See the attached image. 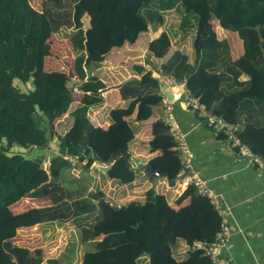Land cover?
Here are the masks:
<instances>
[{
    "label": "trees",
    "instance_id": "16d2710c",
    "mask_svg": "<svg viewBox=\"0 0 264 264\" xmlns=\"http://www.w3.org/2000/svg\"><path fill=\"white\" fill-rule=\"evenodd\" d=\"M41 1L38 8L31 0H0V144L6 142L0 145V264H72L79 245L94 246L84 249L79 264H142L144 257L147 264H213L204 247L215 241L222 219L195 186L173 202L150 188L143 202L117 206L102 191L89 190L88 173L98 163L120 185L137 179L130 154L137 122L150 123L149 151L162 152L148 161L152 172L171 181L184 177L170 129L154 113L163 105L161 77L185 84L209 115L238 127L235 136L264 161V0ZM171 10L180 18L178 33L193 34L194 59L171 52L164 30L149 41L144 63L132 66L134 76L107 88L94 71L113 50L163 26ZM214 23L237 36L241 55L235 56L229 38L218 36ZM65 29L73 54L69 72L47 64L51 39ZM15 79L31 81L34 89L21 91ZM112 90L127 104L111 107L108 127L96 126L90 111L108 103ZM77 91L83 96L69 112ZM66 114L70 123L57 128ZM216 137L227 138L223 132ZM53 140L57 154L49 162L9 154L14 146L49 150ZM54 223L77 235L64 256L61 240L46 242L40 229ZM22 234L39 245L14 243ZM179 241L188 246L183 260L173 254Z\"/></svg>",
    "mask_w": 264,
    "mask_h": 264
},
{
    "label": "crops",
    "instance_id": "0c3cea01",
    "mask_svg": "<svg viewBox=\"0 0 264 264\" xmlns=\"http://www.w3.org/2000/svg\"><path fill=\"white\" fill-rule=\"evenodd\" d=\"M88 27L89 22L86 24V28ZM162 27L164 28V26L150 28L148 32L142 34L147 33L143 40L140 39L141 36L136 43L126 44L113 50L100 67L94 71V74L106 84L107 88L116 87L123 81L132 78L134 76L132 66L144 63L148 55L149 41L157 38L164 30L167 31L165 28L161 31ZM216 31L219 36L221 33L227 37L225 36L228 34L227 31L220 26ZM178 35L177 45L173 46L172 52L176 50L186 52L192 61L194 59L192 40L191 43H185L183 36ZM231 35L235 34L231 33ZM170 38L173 41L172 34ZM237 41H239L238 38ZM242 53L240 41V49L236 47L235 56ZM164 79L169 78L161 77L160 79L161 93L164 97L163 105L155 107V116L157 118L164 117L167 107H171L172 115L194 154V166L198 175L205 181L207 187L219 196L226 211L230 235L225 246L220 250L221 264H264V172L247 157L239 154L225 133L227 136L225 139L216 137V132L209 126L208 113L203 108L194 109L186 104V89L184 87L181 85L170 86ZM242 80H248V78L244 76ZM82 96L83 94L77 91V101L72 103L69 112L78 106ZM108 100V103L90 111V119L96 126L108 127L111 122L109 116L111 107L127 104L126 101L120 100L119 94L115 90L110 91ZM68 116L69 114H66L58 119L57 128L62 129L67 123H70ZM62 122L66 123L63 127ZM132 128L135 138L130 144V154L131 163L138 170L137 179L133 183L120 185L107 177L106 165L97 163L90 168L88 173L90 176L89 190L102 191L105 198L117 206L131 201L143 202L144 194L150 188L165 194L169 202L175 201L186 189L184 178L171 183L166 178H148L146 171H142L144 165L162 152L160 150L154 153L149 151L148 143L153 138L150 133V123L132 122ZM55 226L59 227L60 225L58 223L47 227L42 225L40 229L43 230L44 235L46 228ZM61 227L63 230L67 228L64 225ZM72 230L74 229L72 228ZM187 251L188 246L183 241H179L173 247V254L177 260H183ZM80 258L81 256L74 263L79 264ZM147 262L148 258L144 257L142 264H147Z\"/></svg>",
    "mask_w": 264,
    "mask_h": 264
},
{
    "label": "rangeland",
    "instance_id": "374dc122",
    "mask_svg": "<svg viewBox=\"0 0 264 264\" xmlns=\"http://www.w3.org/2000/svg\"><path fill=\"white\" fill-rule=\"evenodd\" d=\"M32 4H34L35 6H37L38 8H40V4L42 3L41 0H31ZM65 11L67 13H71L72 11V6L68 5L65 8ZM165 14V21H164V28L167 29V31L170 33V35L172 34L173 36V41H172V48H171V52L174 50L175 45H177L178 42V38L179 35L177 36V34H180L183 36V39H185V43H191L192 40V35L191 37H187L186 35H183L182 33H178V27H179V23H180V18L179 16L176 14L175 11L171 10V11H167L164 13ZM89 19L84 18L83 22L84 25L86 26V24H88ZM214 27L215 29H219V26L217 23H214ZM164 28H161V31L164 30ZM70 30L65 29L59 32V34L56 35V37L51 39V55L48 58L49 60L47 61L48 66H50L52 69L57 70V71H64V72H69L71 70V64H72V60H73V54L70 51L67 43H66V38L67 36H69L68 34ZM142 36V37H141ZM140 39L143 40L144 38H146L147 33L145 35H141ZM177 36V37H176ZM219 36V35H218ZM225 36H227V38L230 39V41L232 42V44L234 46H236L237 43V48L240 49V41H237V37L235 35H231V33L226 34ZM220 37L223 38L224 35H221L220 33ZM148 57V55L146 56V58ZM47 71L50 70V68L47 67L46 69ZM14 85L18 88L21 89V91L23 92H28L34 89V86L32 84V82H27V83H23L22 81L15 79L14 80ZM71 87V84H69ZM41 114V113H39ZM62 127L63 125H65L66 123L62 122ZM4 143L0 144V145H6L5 140H3ZM57 145L58 142L57 140H53L51 142V147L52 149L48 150H42V149H38V148H32V149H25L19 146H14L9 150V154H21L23 156H25L28 159H41L42 157L44 158V160L46 162H49L50 158H52L53 156H55L57 154ZM48 151V152H47ZM56 151V153H54ZM47 152V153H46ZM46 164V163H45ZM48 165V164H46ZM72 176V175H71ZM73 177V176H72ZM32 205H36V204H32ZM42 205V204H40ZM29 206V203L25 204V207ZM65 230H63V228L61 226L57 227H53V228H49V229H45L44 230V237L46 240V242L51 241L54 237H57L58 240L60 239V245L58 246V251H60V256H64L66 249L65 248H70V244L77 242V235L76 232L71 231L69 228H64ZM28 235V236H27ZM14 243L19 244V245H24V246H28L31 248H34L36 246L39 245L40 240L39 239H31V234H22V236H19L17 239L13 240ZM84 249H94V246H90L87 245L85 247L79 245L76 249V257L75 258H79ZM72 264H76V263H72Z\"/></svg>",
    "mask_w": 264,
    "mask_h": 264
},
{
    "label": "built area",
    "instance_id": "2783aa9c",
    "mask_svg": "<svg viewBox=\"0 0 264 264\" xmlns=\"http://www.w3.org/2000/svg\"><path fill=\"white\" fill-rule=\"evenodd\" d=\"M172 85H181L185 88V84H179L171 80ZM186 89V88H185ZM186 104L191 106L194 109H200L202 106L199 101L194 97H191L186 90ZM209 126L215 132H223L227 136H229L230 140L233 143V146L237 149L238 153L247 157L254 165L257 166L262 172H264V161L255 155L249 146L241 143V141L235 136V131L238 127L232 126L226 123L221 118L212 116L208 114ZM164 123L169 127L170 133L172 134L176 144L177 150L180 153L181 163H182V173L184 174V184L185 186H195L198 193L202 196L208 197L217 211L221 216V226L220 231L216 235L215 241L207 247H204L207 255L210 256L213 264H221L219 254L220 250L225 246L229 235L230 228L226 219V211L223 207V204L218 195L214 194L212 190H210L205 181L198 175L197 170L194 166V154L190 150L188 143L185 139L184 133L179 128L178 123L174 119L171 107H167L166 114L162 118Z\"/></svg>",
    "mask_w": 264,
    "mask_h": 264
},
{
    "label": "water",
    "instance_id": "95a60500",
    "mask_svg": "<svg viewBox=\"0 0 264 264\" xmlns=\"http://www.w3.org/2000/svg\"><path fill=\"white\" fill-rule=\"evenodd\" d=\"M71 75L74 77V78H76V76H74L72 73H71ZM166 82H167V84H169L170 86H172V83H171V80H169V79H164ZM181 91L183 92V88L181 89ZM144 169H148V172H147V174H146V176L148 177V178H166L170 183L172 182L171 180H170V178H169V176L168 175H158V174H156V173H153L152 172V169L150 168V165H149V163L148 164H146V165H144V167H143ZM201 244V243H200Z\"/></svg>",
    "mask_w": 264,
    "mask_h": 264
}]
</instances>
